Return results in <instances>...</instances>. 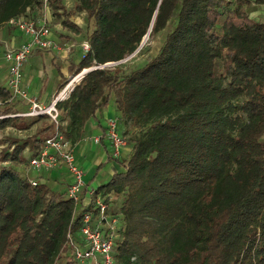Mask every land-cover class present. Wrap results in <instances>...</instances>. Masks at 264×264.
Here are the masks:
<instances>
[{
    "label": "trees",
    "instance_id": "1",
    "mask_svg": "<svg viewBox=\"0 0 264 264\" xmlns=\"http://www.w3.org/2000/svg\"><path fill=\"white\" fill-rule=\"evenodd\" d=\"M61 3L49 2L53 17H66ZM42 6L0 0V32ZM252 7L264 0H77L93 30L89 51L67 71L98 68L56 104L58 131L77 146L113 102L130 135L127 154L109 158L117 169L96 188L116 199L114 264H264V23ZM65 19V32L81 34ZM161 34L143 66L119 69L146 35ZM10 97L0 85V132L36 128L0 138V264H79L67 236L77 240L82 212L73 216L74 203L47 182L29 183L26 154L55 127L41 126L45 116L6 117L27 110Z\"/></svg>",
    "mask_w": 264,
    "mask_h": 264
},
{
    "label": "built area",
    "instance_id": "2",
    "mask_svg": "<svg viewBox=\"0 0 264 264\" xmlns=\"http://www.w3.org/2000/svg\"><path fill=\"white\" fill-rule=\"evenodd\" d=\"M48 2L49 0H42L44 12L47 10ZM45 15L37 19L23 17L12 19L7 23L19 31L24 38L19 47L3 44L0 53V64L7 68V88L11 93L7 102L20 101L27 106V110L21 114L6 117L35 118L45 116L48 122L54 125V135L44 140L34 156L28 157L29 183L36 186L40 183L39 179L42 175L63 167L70 175V183L66 188L65 195L74 203L73 216L82 212L81 224L77 230V240L74 241L72 233L67 236V243L73 248L75 261L79 264H114L112 247L116 238L119 219L112 209V205L116 199L105 200L96 188H89L84 184L83 171L75 161L73 147L65 141L58 131L62 124L59 123V112L56 108V104L67 97L75 81L77 83L85 73L98 67L89 68L84 74L70 77L62 90L47 103H41L35 96L28 95L26 90L21 87L22 65L35 53L46 51L68 53L74 48H80L83 58L89 51L87 42L80 45L64 43L60 47L51 38L52 20L46 18ZM105 138L109 144L112 157L118 159L126 142L119 131L117 119L107 120ZM94 141L96 144L100 142L99 138H95Z\"/></svg>",
    "mask_w": 264,
    "mask_h": 264
},
{
    "label": "rangeland",
    "instance_id": "3",
    "mask_svg": "<svg viewBox=\"0 0 264 264\" xmlns=\"http://www.w3.org/2000/svg\"><path fill=\"white\" fill-rule=\"evenodd\" d=\"M76 2L77 0H62L61 4L63 5L65 12L67 14L65 15L66 16L65 18L72 24H75L77 27H80L82 29V32L79 35H75L72 32H65V30L63 29L60 23V21L65 19L63 15L64 11L60 10L58 12L59 18L53 17L52 10L49 7V4L47 5V10L45 12L42 10L41 7L40 9H38V13L30 18L32 19L42 18V16L46 14L48 18L52 20V21L50 20L52 22V26H56L58 28V29L53 28L52 33L54 35L53 37L55 38L53 39L57 41L60 47L64 43L68 45L70 44L80 45L81 43L86 42V36L93 30V26L91 24L89 27L86 26L85 14L76 11L75 9ZM249 11L251 12V16L253 17L255 16L257 20L259 19L262 21V23H264V8L262 9V8L252 7V9H249ZM10 30L12 31V28L2 29V31L0 32L1 41L7 42V40H5L6 38L5 35L6 33L10 32ZM60 34H64L66 37L60 36ZM162 38H163V34L158 35L153 39H149V37H147L133 55H131L126 60H123L122 62L117 64L119 65V69H121L123 73H128L133 69L143 66L146 60L150 56H152L155 53L156 49L160 46ZM2 43L0 42L1 49H3ZM1 49H0V53H1ZM77 51H79V49H77ZM81 58H82L81 52H79L78 56H76V53L74 55V52H72V50L68 53L65 52L57 53L52 51H46L45 53L39 52L36 55H32L22 65L21 87L26 88L25 90L30 96H32L35 93H43V95H45L44 97L48 95L55 96L64 86L66 82L65 78L75 77L77 75V74L72 75V73H68L67 68L69 67L70 64L73 63L76 69L78 64L80 63ZM52 62L61 65V73L63 76L57 72ZM4 67L5 66H0V85L7 87V71L5 70ZM86 70L87 69H83L78 74H82V73L84 74ZM73 84L75 85L76 81ZM115 119H117L119 124V116H116ZM46 123H49L48 120L46 121L44 120V122L41 123V126H43V124ZM35 128L36 127L30 129L29 131H23V132L15 131L13 129L8 128L0 132V138L6 137L8 135L17 136V137L29 136L35 132ZM119 131L121 132V135L126 142V145L124 147L126 150L124 154H127L128 152L127 143L130 135H124L123 134L124 131L120 127H119ZM262 140L264 141V138ZM1 149L2 147H0V150ZM74 155L76 157L78 164L82 168L84 184L90 183L93 187H99L108 182L110 178L108 177L109 174L107 173V171L108 168L112 166V162L110 163V161H108L102 164L101 166H99L100 162L93 163L95 159V155L92 152L90 153V151L87 153L86 158L79 156L77 151L74 152ZM28 157L29 155L26 154V158ZM57 171H61L63 174V179H62L63 184L67 183L68 181L70 182V175L63 167H59V169L55 171H50L48 174L52 177L51 179H49V181L45 180V176H44L45 174L42 175L41 181L43 180L42 183L47 182L49 188L54 192H64V188H62V186L56 185L54 183L55 181L54 177L57 174ZM91 179H93V182L91 181ZM116 208H117L116 205L113 204L112 209L116 210Z\"/></svg>",
    "mask_w": 264,
    "mask_h": 264
},
{
    "label": "crops",
    "instance_id": "4",
    "mask_svg": "<svg viewBox=\"0 0 264 264\" xmlns=\"http://www.w3.org/2000/svg\"><path fill=\"white\" fill-rule=\"evenodd\" d=\"M263 8L264 7H262V9ZM45 17L48 18L47 15H45ZM53 28L58 29L56 26H52V29ZM5 36H6L5 40H7V42H3L1 40H0V42L1 43L3 42L2 44H8L10 47H19L20 45H22V43L24 41L22 34L15 29L6 33ZM53 36L54 35L52 33V36H51L52 40L55 39ZM54 41L57 42L56 40H54ZM77 49H79V48L72 49V52H74V55L76 53V56H78V53L80 52V50L77 51ZM41 53H45V52H41ZM36 54H34V55H36ZM0 66H3V64H0ZM24 89H26V88H24ZM32 96H35L41 103H47L48 100L53 97L52 95H48V96L44 97L45 95H43V93H35ZM116 116H118V112H117V108L113 102H111L106 108L97 111V113H96L97 121L96 120H89L86 123V125L84 127V139L77 146H74L73 151L74 152L77 151L79 156H82L85 158H86V155L89 151H90V153L92 152L95 155V159H94L93 163L100 162L99 166L110 161L109 158L112 157V153H111L109 144L105 138L106 122L109 119H114ZM95 138H99L100 142L98 144L95 143V141H94ZM74 157H75V155H74ZM75 161H76L77 165L80 167V165L78 164V162L76 160V157H75ZM111 162H112V166L110 168H108V171H107V173L109 174V176H108L109 178L112 177V175L114 174V172L117 169L116 164L113 161H110V163ZM44 176H45L46 181H49V179H51V177H52L48 173H46ZM54 178H55L54 183L56 185L62 186V188H64V192H65L66 188L68 187L70 182L68 181L67 183L63 184V182H62L63 174L61 171H57V174L55 175ZM39 181H40V183L43 182V180L41 181V178L39 179ZM91 181L93 182V179H91ZM85 185H86V187H89V188H97V187H93L90 183H88V184L85 183Z\"/></svg>",
    "mask_w": 264,
    "mask_h": 264
},
{
    "label": "water",
    "instance_id": "5",
    "mask_svg": "<svg viewBox=\"0 0 264 264\" xmlns=\"http://www.w3.org/2000/svg\"><path fill=\"white\" fill-rule=\"evenodd\" d=\"M147 37H148V35H146L145 38L142 40L140 46L142 45V43L145 41V39H146ZM107 65L110 66V65H113V63L107 64Z\"/></svg>",
    "mask_w": 264,
    "mask_h": 264
}]
</instances>
